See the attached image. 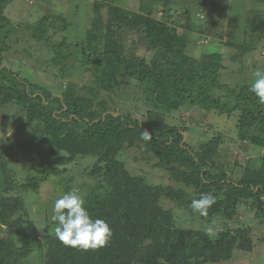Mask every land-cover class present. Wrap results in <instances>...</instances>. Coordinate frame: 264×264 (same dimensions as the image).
Masks as SVG:
<instances>
[{
	"label": "trees",
	"instance_id": "trees-1",
	"mask_svg": "<svg viewBox=\"0 0 264 264\" xmlns=\"http://www.w3.org/2000/svg\"><path fill=\"white\" fill-rule=\"evenodd\" d=\"M115 1L92 0L93 16L83 40L53 43V34L70 27L63 15L16 23L6 15L13 0H0V114L9 106L22 110L33 126L31 142L56 160L17 186L6 161L11 147L0 145V224L7 225L6 231L0 229V264H28L35 246L43 251L42 264H220L232 261L236 251L253 249L250 229H232L227 223L237 220L243 204L262 209L264 154L248 160L242 178L233 180L220 153L222 135L195 147L185 139L190 126L171 120L185 109L186 119L193 120L189 111L198 109L235 119L237 140L264 151V104L249 90L251 84L232 87L223 81V53L199 58L187 54V33H197L206 43L217 24H198V10L212 0H192L178 13L173 7L184 0H140L138 11ZM248 22L249 42L225 44L234 51L233 63H242L264 43V15ZM143 46L149 55L139 53ZM26 59L33 62L30 67L40 83L52 77L60 84L59 95L50 84L40 85L23 74ZM42 64L46 67L39 69ZM76 71L81 82L72 80ZM118 108L124 110L119 113ZM144 131L151 141L142 138ZM129 148H142L145 157L156 160L157 168L186 189L153 186L133 176L119 159ZM87 157L95 160L88 173L94 183L81 186L86 189L82 196L92 217L107 221L113 232L110 242L96 250L66 246L55 232L48 233L50 227L37 230L22 215V198L8 195L20 189L38 191L51 175H60L58 165ZM208 193L216 203L206 215L193 211L192 200ZM163 199L203 221L225 223L215 236L179 227L174 213L162 206ZM27 223L29 232H24Z\"/></svg>",
	"mask_w": 264,
	"mask_h": 264
},
{
	"label": "rangeland",
	"instance_id": "rangeland-1",
	"mask_svg": "<svg viewBox=\"0 0 264 264\" xmlns=\"http://www.w3.org/2000/svg\"><path fill=\"white\" fill-rule=\"evenodd\" d=\"M191 1L184 0L179 8L174 6L173 12L178 13L180 8H184V5L187 7ZM115 3L123 8L138 11L140 0H116ZM159 8L158 6L155 7L157 10ZM48 14L63 15L70 23V27L65 32L61 31L52 35V31L53 43H59L64 38L69 43L81 41L85 38L86 30L93 16L92 0H13L6 9V15L10 19L22 24L35 23ZM198 14L201 16L198 24L206 20L214 21L217 24L211 29V33L207 34L206 43L202 42L197 33L194 35L187 33L191 39L187 54L199 58L205 53H223L224 65L227 67L223 71V81L232 87L245 83L251 84L254 79L253 73L257 69L264 70V43L260 45L262 48L257 47L258 50L243 58L242 63H233L230 57L234 51L225 44L229 42L244 43L251 40L248 21L257 14L264 15V0H212L203 10H198ZM162 17V13L158 12L157 18L161 20ZM134 38L138 39V35H135ZM43 51L48 53L46 48ZM139 53L149 55L144 46ZM45 57L41 56L43 59ZM48 57H50L49 54H47ZM14 58L16 63L21 62V57L18 55ZM24 62L26 67L23 72L24 75H31L30 79L40 85L47 86V84H50V89H53V93L56 95L61 93L58 90L60 84L56 83L52 77L45 78L47 83H40L38 80L40 76L36 77L37 72L30 67L33 62L28 59ZM39 67V69H43L46 66L42 64ZM81 79L82 76L76 71L72 80L81 82ZM123 110L118 108L117 111L120 113ZM189 112L193 113V120L186 119L188 110L185 109L173 114L171 116L172 122L177 124L178 121H181L184 125L190 126V131L185 133L186 141H189L195 147L219 134L222 135L224 144L220 148V153L226 158L224 163H226L233 180L242 178L248 160L257 159L264 154L263 150L261 151L246 143L242 144L237 140L235 119L206 114L200 109L190 110ZM22 113L19 108L9 106L0 114V145L11 147L8 150L6 161L17 186L26 183L27 178L38 175L46 167L56 164V160L45 148L35 146L31 142L33 126L26 122L25 115L23 114L22 117ZM195 119L198 121L196 122ZM119 159L125 162L133 176L142 177L153 186L186 189L183 184L174 181L166 170L157 168L155 166L156 160L153 161L145 157L142 148L126 149L119 155ZM94 161V159L87 157L78 158L68 166L58 165L60 175H51L45 182L41 183L38 191L20 189L12 191L8 195L22 198L25 203V210L22 215L25 216L27 222L33 224L40 231L50 227L48 233L54 234L56 225L51 220L54 202L66 193V188H70V190L79 189L81 195L86 193V189H81V186L84 183L88 185L94 183L93 178L88 175ZM235 163H238V166H234ZM190 193L193 194V191H190ZM161 203L166 210L174 213L176 224L179 227L203 229L215 236L214 232L221 230L225 223L222 220L210 223L203 221L198 215L192 214L189 209L179 207L168 199H163ZM262 209L257 210L253 206L251 207V204H243L239 208L237 220L227 223L228 227L232 229L238 227L249 228L253 249L251 252L236 251L232 261L220 264H264V202ZM24 232H29L28 223L25 224ZM43 239L44 235L40 233L38 240L42 241ZM42 254L43 251L35 246L33 253L27 260L28 264H42Z\"/></svg>",
	"mask_w": 264,
	"mask_h": 264
},
{
	"label": "clouds",
	"instance_id": "clouds-1",
	"mask_svg": "<svg viewBox=\"0 0 264 264\" xmlns=\"http://www.w3.org/2000/svg\"><path fill=\"white\" fill-rule=\"evenodd\" d=\"M249 90L264 104V70L257 69ZM145 141H151L152 135L141 133ZM216 203V197L211 193L202 194L199 199H193V211L206 215L207 209ZM51 220L55 223V235L66 246L84 250H96L105 247L111 240L113 232L109 223L103 219L93 218L86 201L79 189H71L60 196L53 206ZM0 229L6 231L7 225L0 224Z\"/></svg>",
	"mask_w": 264,
	"mask_h": 264
},
{
	"label": "water",
	"instance_id": "water-1",
	"mask_svg": "<svg viewBox=\"0 0 264 264\" xmlns=\"http://www.w3.org/2000/svg\"><path fill=\"white\" fill-rule=\"evenodd\" d=\"M186 139V138H185Z\"/></svg>",
	"mask_w": 264,
	"mask_h": 264
}]
</instances>
